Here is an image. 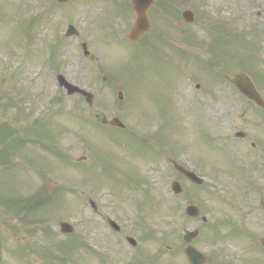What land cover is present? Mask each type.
Masks as SVG:
<instances>
[{
	"label": "rangeland",
	"instance_id": "374dc122",
	"mask_svg": "<svg viewBox=\"0 0 264 264\" xmlns=\"http://www.w3.org/2000/svg\"><path fill=\"white\" fill-rule=\"evenodd\" d=\"M156 3L154 10L160 15L158 22L154 21L155 26H159L164 43V33H168L170 40H166L168 44L158 45L152 32L148 39L145 37L140 42L147 47L144 49L106 45L108 38L113 40L111 23L123 39L124 23L132 18L120 0H70L61 6L56 0H0V122L3 128L12 127L8 132L0 130V148L16 138L23 140L11 154L10 162L0 166V174L3 173L0 200L7 197L25 206L26 200L34 197L39 189L41 193L46 192L48 201L34 205V212L37 219L48 220L51 232L54 230L52 236L45 237L46 223L31 222L34 212L26 208L15 212L10 208L5 213L1 205L2 264L44 263L37 255L22 254L23 248L27 252L37 251V247L58 252L57 243L66 239L58 232L57 222L69 214L79 219L75 220L80 232L86 234L82 235L84 241L92 244L94 238L105 247L107 238L102 224L90 217L85 206L80 209V204L87 203L88 198L95 202L112 201L113 210H117L119 202L125 224L132 229L129 231L137 244L140 229L138 232L133 227L140 216L139 224L144 225L141 229L155 232L153 239L142 243V251L152 255L162 251L160 264L164 257L173 259L183 252L184 228L199 229V239L193 245L203 252L227 243L228 256L224 259L238 252L237 243L245 247L251 239L250 232L264 236V208H261L264 204L256 206L258 199L264 196V190L257 191L264 187V172L246 170L247 176L251 175L248 178L259 187L241 172H230L225 160L231 165L237 162L233 143L229 141L239 120L234 106L242 108L244 104L234 98L232 87L223 83L218 74V70H230L232 65L236 70L240 67L251 70L248 64L257 50L254 63L264 72V0H156ZM185 9L193 13L194 20L190 24L180 18ZM257 12L260 17L256 16ZM105 22H109V27ZM69 23L78 30V37L64 36ZM219 26L226 30L221 38L215 32ZM179 28H186L188 36L193 34L197 43H201L200 48L184 46L186 42ZM82 42L86 43L87 56L82 54ZM214 49L222 51L219 57ZM226 54L230 58H226ZM213 58L223 62L219 66L203 64L215 60ZM227 59L232 62L224 63ZM242 59L246 61L241 65ZM58 73L93 94L92 109L80 95H66L57 85L55 75ZM190 74L198 76L206 86L203 87L206 93L203 104L208 109L201 115L203 125L192 124L189 118L192 115L187 108L194 107L195 98L184 95V101L183 94H190V82L188 80L187 84L186 80ZM118 90L123 95L121 100L117 98ZM214 95L217 100L213 99ZM166 111H172L174 119L168 121V130L157 133V139L166 142L168 149L157 146L154 140L161 124L159 113ZM100 112L109 118L117 116L125 124V131L102 128L99 120L94 119V113ZM189 134L194 135L193 138ZM142 138L147 141L139 142ZM31 140L37 142L30 143ZM201 140H205L207 146ZM45 143L49 150L42 147ZM214 147L219 148L220 158L209 149ZM180 150L190 159L202 160L207 173L221 170L216 181L211 178L213 182L206 195H197L199 189L189 188L182 177L164 168L167 152L177 154ZM153 151L161 153L158 160ZM163 155L166 156L163 158ZM82 156L85 159L77 161ZM249 164L250 160L243 162L244 167L248 168ZM176 179L181 182L183 193L173 198L169 184ZM236 180L246 183L251 192L242 195L246 188H241L237 195H231L234 190L238 192V188L233 187ZM147 195L159 205L149 204ZM188 201L199 208L200 214L209 215L207 224L186 218L184 206ZM138 202L141 211L133 206ZM210 219L233 221L234 226L223 224L215 229L216 222ZM89 220L96 226L89 224ZM235 229L240 234L232 236ZM111 246L112 250L116 247L114 243ZM166 246H170L172 252ZM126 249L133 250L129 244ZM137 249L139 245L134 250ZM74 251L79 254L86 250L79 247ZM224 255L222 251L220 256ZM234 258L240 260L232 258V264H240V261L241 264H262L251 249ZM172 264H186V261L178 255Z\"/></svg>",
	"mask_w": 264,
	"mask_h": 264
},
{
	"label": "flooded vegetation",
	"instance_id": "af4514ba",
	"mask_svg": "<svg viewBox=\"0 0 264 264\" xmlns=\"http://www.w3.org/2000/svg\"><path fill=\"white\" fill-rule=\"evenodd\" d=\"M131 12V11H130ZM133 15V13H131ZM132 21V20H131ZM131 24V23H130ZM129 27V22L124 23V28L126 29ZM237 93V92H236ZM234 93V94H236ZM262 95V96H261ZM206 96V93L204 90L199 91V100L194 101V107L190 106L187 108L189 110V114L192 115L189 118L192 119L193 124H201L203 122V118L201 115H204V112L207 111V107L202 102V98ZM261 98L264 99V91L260 94ZM190 97L189 94H187L186 98ZM238 98V97H235ZM246 104H250V106L238 108L234 106V109L237 111V114L239 115V120L237 121L238 125H241V136L234 137V139L229 140L233 143V153L235 157L237 158V164L238 167H240L241 170H250L251 172L257 171V172H264V133H255L253 130H257L256 128H259L261 130H264V107L256 106L252 101L245 99ZM223 109L227 110V107H222ZM221 108V111H222ZM246 115V117H245ZM171 114L169 115L170 118ZM171 120V118H170ZM247 126V132H242L244 127ZM249 167L247 168L243 166V162H249ZM240 161V162H238ZM204 166L202 163V160L199 163V166H193V169L196 173L203 174L204 176H207L206 171L203 170ZM240 186V184H238ZM111 206V204H108ZM97 209L90 212V216L92 218L98 217V214L96 213ZM106 216L108 218L114 219L117 224L118 228L116 230L112 229L110 226H106V233L107 238L109 240H112L111 238L116 237L115 244L120 246V242L126 241L127 235L125 232L126 225L125 220L122 217L121 212H117L114 214L112 210L109 208L106 209ZM92 224H94V221H91ZM263 237L256 236L251 245L252 250H258L264 254V249L262 248V241ZM97 248H100L99 251H94L95 253H92V256L89 260V264H142V257L138 253L128 252V251H120V250H112L111 244H107L105 246L104 251L100 247V244L95 245ZM102 250V251H101ZM130 255V256H129ZM217 262V259L215 260V263Z\"/></svg>",
	"mask_w": 264,
	"mask_h": 264
},
{
	"label": "water",
	"instance_id": "95a60500",
	"mask_svg": "<svg viewBox=\"0 0 264 264\" xmlns=\"http://www.w3.org/2000/svg\"><path fill=\"white\" fill-rule=\"evenodd\" d=\"M58 1H66V0H58ZM152 3V0H131V4L133 7V10L135 12L136 20L135 23L131 29V32L128 34L127 38L131 41H137L139 36L146 32L149 28L146 12L150 4ZM185 21L190 22L192 21V14L188 11L184 12L182 14ZM86 53V52H85ZM231 82L236 84L246 96L251 97L254 100L258 99V95L256 91L254 90L253 86L248 82V79L243 75H236L232 79H230ZM59 85L63 86L67 94H73V93H80L82 96L85 97L86 102L91 107L92 106V95L85 93L70 84L66 83L60 76H58ZM246 84L247 87L243 86V84ZM119 98H121V94H119ZM102 124L106 125H112L117 126L120 128H123V124L117 119L113 118L111 120H107L105 117L101 120ZM176 190L178 191V188L176 187ZM187 214L195 216L197 214V209L194 206H190L186 209ZM64 231L66 229L64 228ZM192 232H186L185 234V240H190L193 236ZM187 255L191 261L192 264H201V261L203 260H209V258L203 256L202 254L198 253L192 248H187Z\"/></svg>",
	"mask_w": 264,
	"mask_h": 264
}]
</instances>
